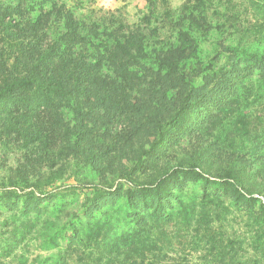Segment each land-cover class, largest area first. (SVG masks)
<instances>
[{"label": "trees", "instance_id": "trees-1", "mask_svg": "<svg viewBox=\"0 0 264 264\" xmlns=\"http://www.w3.org/2000/svg\"><path fill=\"white\" fill-rule=\"evenodd\" d=\"M247 1L241 12L186 0L151 41V12L131 29L87 25L65 0H0V195L34 215L47 253L33 264H196L166 231L187 218L190 203L173 198L190 184L205 194L215 264H264V0ZM209 39L219 49L204 56ZM68 172L84 181L65 191L83 189L95 212L64 235L39 219ZM231 203L259 222L223 231L218 250L213 226L231 221ZM9 218L16 237L23 224Z\"/></svg>", "mask_w": 264, "mask_h": 264}, {"label": "rangeland", "instance_id": "rangeland-1", "mask_svg": "<svg viewBox=\"0 0 264 264\" xmlns=\"http://www.w3.org/2000/svg\"><path fill=\"white\" fill-rule=\"evenodd\" d=\"M65 1L87 25L99 21L102 25H107L108 27H118L120 24H127L129 28L133 29L140 23L141 19L145 20L144 16L147 13L149 14L151 12L150 28L153 29V27L159 26L160 29L158 34L147 31V35H149L151 41H156L158 37H166L169 35L171 21L174 20L186 0ZM234 2L241 5V12L249 6L247 0H234ZM100 29L101 31L106 30L104 27ZM214 46L215 44L212 40H206L203 55L205 56L210 52L211 54L217 53L219 48L215 49ZM200 80L201 77H198L197 81ZM69 173L71 172L65 175L66 179L58 180L56 183L62 186L58 190L63 189L60 192L64 191L63 193L65 194L60 195V197H49L46 200V210L39 219L42 225H47L46 220L50 219L60 223L64 235L69 234V226H67L69 220L75 221L76 219L74 218H76V215L81 216L83 219H89L92 213L95 212L93 205L85 199L83 189L76 188L77 193L73 194L65 191L68 189L67 187H63L65 184L74 183L78 185L75 181H84V178L80 177L82 175L81 173H76V176L72 174L71 177H69ZM68 177L69 179H67ZM91 179L93 181H99L100 176H95ZM124 188L128 191L129 186L125 185ZM256 196L260 199L263 198L258 194ZM204 197L205 194L199 184H190L180 192L176 190L173 199L177 209L182 208V204L179 205V201H183L185 204L188 202L190 206L187 210V218L178 215L168 228H166V231H172L173 246L177 255L181 258H185L196 264H215L216 262L214 261L219 262L222 256L215 255L216 251L212 249V242L209 241L208 243V240L207 242L203 240V230L199 229V226L201 228V226L206 225L207 223L205 222L210 218V214H207L208 209L202 208ZM6 205L7 200L0 195V264H33V258L37 253H47L40 244L41 238H38L35 232L37 222H35L34 215L24 212L21 200L16 201L11 206L12 209H9ZM231 205L233 210L227 218L231 221L227 223V220L221 218L213 226V229L216 231L214 236L219 242L218 250L222 248L223 231H227V234L237 237L243 230L244 221L249 223V229L251 230L259 222L253 212H246L235 203H231ZM112 207L110 208L117 210L118 214L127 211L122 199ZM192 207H195V210H192ZM11 214H16V223L19 224L20 222L23 224L21 229L22 233H19L16 237L10 232L12 226H10L11 220L9 215ZM96 218H102L101 214L98 213Z\"/></svg>", "mask_w": 264, "mask_h": 264}]
</instances>
